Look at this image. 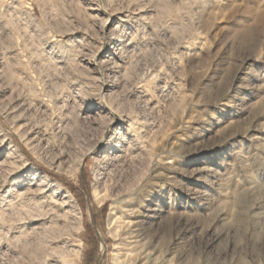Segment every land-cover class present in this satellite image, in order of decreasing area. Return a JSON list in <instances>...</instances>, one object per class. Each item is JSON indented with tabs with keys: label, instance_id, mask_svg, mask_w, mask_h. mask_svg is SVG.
<instances>
[{
	"label": "rangeland",
	"instance_id": "rangeland-1",
	"mask_svg": "<svg viewBox=\"0 0 264 264\" xmlns=\"http://www.w3.org/2000/svg\"><path fill=\"white\" fill-rule=\"evenodd\" d=\"M0 264H264V0H0Z\"/></svg>",
	"mask_w": 264,
	"mask_h": 264
},
{
	"label": "bare ground",
	"instance_id": "bare-ground-1",
	"mask_svg": "<svg viewBox=\"0 0 264 264\" xmlns=\"http://www.w3.org/2000/svg\"><path fill=\"white\" fill-rule=\"evenodd\" d=\"M101 104H104L103 102L101 103ZM106 107V106H105ZM124 122V121H123ZM127 124V123H126ZM93 189H97V187H94ZM96 191V190H95ZM93 192V191H92ZM97 192V191H96ZM96 192H94L93 194H94V196H93V198L95 197L96 199L99 197V194H97ZM66 198V197H65ZM126 199H124V201H125ZM126 202V201H125ZM128 205V204H127ZM126 205V206H127ZM128 209V208H127ZM130 210V209H129ZM129 212V211H128ZM113 214V213H112ZM129 214V213H128ZM135 214H137V213H135ZM130 215H131V212H130ZM132 215H134V213H132ZM125 216H129V215H125ZM137 216V215H136ZM132 218V217H131ZM130 218V219H131ZM136 219L138 218V216L137 217H135ZM135 218H134V220H135ZM109 219V218H108ZM126 220V222L124 223V225H127L128 227H135L136 225H135V223H133V222H131V220ZM133 219V218H132ZM122 220V219H121ZM111 221V220H110ZM110 221H108V222H110ZM125 221V220H124ZM138 222H139V220H137ZM136 222V221H135ZM140 223V222H139ZM139 225V224H138ZM135 230H136V228H134ZM121 230V229H120ZM131 231L130 232H132L133 231V229H130ZM134 232V231H133ZM129 233V232H128ZM129 237V236H128ZM131 237V236H130ZM132 238V237H131ZM130 239V238H129ZM134 239V238H133ZM127 240V239H126ZM125 239H124V241H126ZM129 241V240H128ZM132 241V240H131ZM134 241V240H133ZM125 243V242H124ZM130 244V243H129ZM126 246H128V245H126ZM130 246H131V244H130ZM129 246V247H130ZM126 251V250H125ZM128 251H130V250H128ZM77 257H78V255H77ZM115 257V256H114ZM114 260V259H113Z\"/></svg>",
	"mask_w": 264,
	"mask_h": 264
}]
</instances>
